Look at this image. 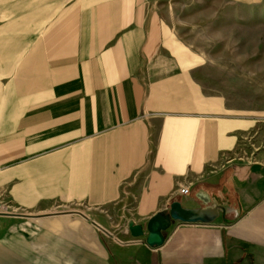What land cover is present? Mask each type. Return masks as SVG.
Segmentation results:
<instances>
[{
    "label": "crops",
    "instance_id": "1",
    "mask_svg": "<svg viewBox=\"0 0 264 264\" xmlns=\"http://www.w3.org/2000/svg\"><path fill=\"white\" fill-rule=\"evenodd\" d=\"M102 2L0 0V264H264V163L227 159L241 121L162 53L159 24ZM184 185L203 204L223 189L222 222L175 223L158 248L130 235L174 200L203 208Z\"/></svg>",
    "mask_w": 264,
    "mask_h": 264
},
{
    "label": "rangeland",
    "instance_id": "2",
    "mask_svg": "<svg viewBox=\"0 0 264 264\" xmlns=\"http://www.w3.org/2000/svg\"><path fill=\"white\" fill-rule=\"evenodd\" d=\"M123 4L134 7L130 15L162 27V53L198 86L200 96L214 102L216 115L241 121L227 159L264 163V0H124ZM223 192L214 193L217 202L206 199L204 204L192 201V187L188 195H178L188 198L187 206L225 209L217 204L224 202ZM133 208L130 203L110 216L103 214L100 224L108 230L112 225L124 227Z\"/></svg>",
    "mask_w": 264,
    "mask_h": 264
},
{
    "label": "water",
    "instance_id": "3",
    "mask_svg": "<svg viewBox=\"0 0 264 264\" xmlns=\"http://www.w3.org/2000/svg\"><path fill=\"white\" fill-rule=\"evenodd\" d=\"M219 211L222 215L225 214L224 208L191 209L182 207L179 202H172L167 213L158 212L148 220L146 234L143 226L132 221L127 223V230L133 238L145 237V244L150 248H158L163 245L166 232L173 224H211L218 218Z\"/></svg>",
    "mask_w": 264,
    "mask_h": 264
},
{
    "label": "built area",
    "instance_id": "4",
    "mask_svg": "<svg viewBox=\"0 0 264 264\" xmlns=\"http://www.w3.org/2000/svg\"><path fill=\"white\" fill-rule=\"evenodd\" d=\"M189 187H190V185L179 186L178 193L180 195H184V196L188 195Z\"/></svg>",
    "mask_w": 264,
    "mask_h": 264
}]
</instances>
